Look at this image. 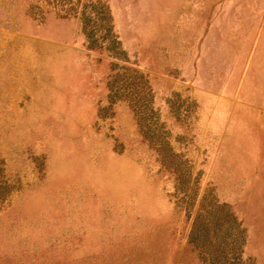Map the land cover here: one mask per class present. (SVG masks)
Listing matches in <instances>:
<instances>
[{"label": "rangeland", "instance_id": "rangeland-1", "mask_svg": "<svg viewBox=\"0 0 264 264\" xmlns=\"http://www.w3.org/2000/svg\"><path fill=\"white\" fill-rule=\"evenodd\" d=\"M69 2L0 0V264H202L157 142L264 264V0ZM96 2L122 58L85 48Z\"/></svg>", "mask_w": 264, "mask_h": 264}, {"label": "trees", "instance_id": "trees-1", "mask_svg": "<svg viewBox=\"0 0 264 264\" xmlns=\"http://www.w3.org/2000/svg\"><path fill=\"white\" fill-rule=\"evenodd\" d=\"M44 4H51L49 8L57 17L77 14L76 3L70 4L69 0H44ZM32 8L30 5L28 12ZM44 12H48V9ZM78 19L86 49L102 50L108 54L110 52L116 58L123 57L119 40L112 31L111 17L105 3L84 4L78 13ZM133 72L141 83L136 89L137 94L144 100L148 87L144 79L141 80L142 74L135 70ZM157 146L156 152L161 167L172 175L176 187L183 186L181 188L186 194L183 201L185 217L191 220L188 243L196 248L202 264H238L244 241V229L240 221L225 202H219L217 199H198L195 203L194 189L192 185H187L189 172L184 168V160L180 159L179 154L172 152L166 142H157Z\"/></svg>", "mask_w": 264, "mask_h": 264}]
</instances>
